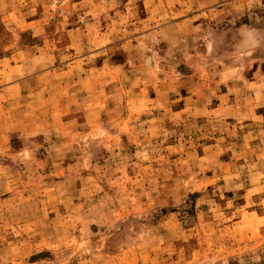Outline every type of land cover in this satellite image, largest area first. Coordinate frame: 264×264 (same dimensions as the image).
<instances>
[{
  "label": "rangeland",
  "instance_id": "374dc122",
  "mask_svg": "<svg viewBox=\"0 0 264 264\" xmlns=\"http://www.w3.org/2000/svg\"><path fill=\"white\" fill-rule=\"evenodd\" d=\"M0 264H264V0H0Z\"/></svg>",
  "mask_w": 264,
  "mask_h": 264
}]
</instances>
